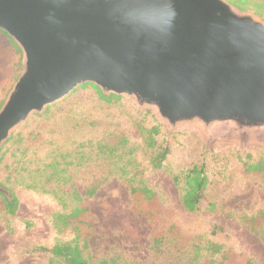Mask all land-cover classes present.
I'll return each mask as SVG.
<instances>
[{"label": "rangeland", "instance_id": "obj_1", "mask_svg": "<svg viewBox=\"0 0 264 264\" xmlns=\"http://www.w3.org/2000/svg\"><path fill=\"white\" fill-rule=\"evenodd\" d=\"M228 1L264 21V0ZM0 32L6 36L0 34L1 109L23 69V54L12 37L20 55L6 32ZM81 86L44 112L32 114L0 151V186L6 192L0 191V264H50L53 256L42 247L71 238L52 224V215L62 208L53 192L68 197L72 205L69 195L75 190L91 206L90 252L96 259L116 258L119 264H264V225L252 231L244 222L264 208V181L245 174L242 163L247 154L259 158L264 153V139L208 136L193 126L170 131L133 98L121 96L122 102L110 104L95 85ZM139 121L160 124L162 135L173 142V153L160 169L150 165L152 151L140 135ZM123 138L127 148H134L137 175L162 197L165 212L158 220L136 211L130 185L119 177L120 171L100 161L88 167L69 165V181L47 183L46 191L23 184L46 183L48 163L59 153L75 151L81 142L116 143ZM204 162L209 188L200 209L189 212L173 175ZM94 186L95 193L87 195ZM12 193L18 198L13 213L5 210L2 197ZM157 233L162 236L159 244L154 240Z\"/></svg>", "mask_w": 264, "mask_h": 264}, {"label": "water", "instance_id": "obj_2", "mask_svg": "<svg viewBox=\"0 0 264 264\" xmlns=\"http://www.w3.org/2000/svg\"><path fill=\"white\" fill-rule=\"evenodd\" d=\"M0 29L23 54L0 151L87 83L133 98L170 131L264 139V21L228 0H0Z\"/></svg>", "mask_w": 264, "mask_h": 264}, {"label": "trees", "instance_id": "obj_3", "mask_svg": "<svg viewBox=\"0 0 264 264\" xmlns=\"http://www.w3.org/2000/svg\"><path fill=\"white\" fill-rule=\"evenodd\" d=\"M237 1L247 2V0ZM233 4L244 9L236 3ZM0 34L2 33L0 32ZM7 36L11 39L17 53L20 55L19 47L8 34ZM88 84L82 85L81 87ZM96 88L99 96L106 103L122 102L121 96L115 93L106 95L99 87ZM137 128L143 138L145 146L152 151L150 159L151 167L155 169L164 167L168 158L173 153V142L165 135H162L160 124H147L145 121H139ZM18 143V140H15L14 144L16 145ZM126 143L125 138L116 143L105 139L81 142L75 151L59 153L53 158L51 163H48L47 170H49V178L46 183L39 184L32 181L31 183L23 184H26L30 188H40L46 191L47 183L53 185L69 181V178L66 176L69 165H75L77 167L84 165L88 167L92 163L100 161V163L114 166L120 171L119 177L130 185V194L135 201L136 211H144L151 219L158 220V217L162 218L165 212L162 197L148 185L145 179L137 175L139 163H137L133 156L134 148H127L125 146ZM87 153L91 154L93 159L89 158ZM3 156L2 154L0 160ZM242 163L245 174L258 175L264 181V153L259 158H254L253 155L247 154L242 159ZM173 179L182 187V204L189 212H197L200 209L202 198L210 184L206 163L204 162L200 166L191 168L185 173H177L173 175ZM95 190L96 187L94 186L88 189L86 194L92 196ZM50 191L52 192V190ZM53 193L61 202L62 208L52 215V224L59 234L67 233L71 238L66 241H60L52 247H42L43 250H46L53 256L50 264H119L116 258L96 259L90 252L92 225L89 219H87V216L91 214V206L84 202V198L79 192L75 190L69 195L72 205L68 204V197H64L62 194L56 192ZM2 197L5 210L8 209L7 211L10 210L13 213L18 201L15 193L2 195ZM244 222L249 229L256 231L264 225V208L260 209L257 214L248 218L246 217ZM154 240L159 244L162 242V236L157 233L154 236Z\"/></svg>", "mask_w": 264, "mask_h": 264}]
</instances>
